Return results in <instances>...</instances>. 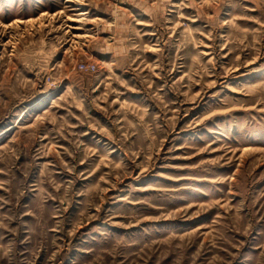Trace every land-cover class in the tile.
<instances>
[{
  "label": "rangeland",
  "instance_id": "rangeland-1",
  "mask_svg": "<svg viewBox=\"0 0 264 264\" xmlns=\"http://www.w3.org/2000/svg\"><path fill=\"white\" fill-rule=\"evenodd\" d=\"M0 264H264V0H0Z\"/></svg>",
  "mask_w": 264,
  "mask_h": 264
},
{
  "label": "bare ground",
  "instance_id": "bare-ground-1",
  "mask_svg": "<svg viewBox=\"0 0 264 264\" xmlns=\"http://www.w3.org/2000/svg\"><path fill=\"white\" fill-rule=\"evenodd\" d=\"M82 14H84V12H82Z\"/></svg>",
  "mask_w": 264,
  "mask_h": 264
}]
</instances>
